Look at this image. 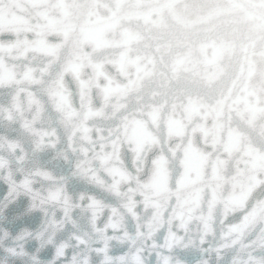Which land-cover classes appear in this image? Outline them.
Wrapping results in <instances>:
<instances>
[{"label": "snow or ice", "instance_id": "snow-or-ice-1", "mask_svg": "<svg viewBox=\"0 0 264 264\" xmlns=\"http://www.w3.org/2000/svg\"><path fill=\"white\" fill-rule=\"evenodd\" d=\"M0 181L2 264H264V0H0Z\"/></svg>", "mask_w": 264, "mask_h": 264}, {"label": "water", "instance_id": "water-1", "mask_svg": "<svg viewBox=\"0 0 264 264\" xmlns=\"http://www.w3.org/2000/svg\"><path fill=\"white\" fill-rule=\"evenodd\" d=\"M6 189H7V185L3 181H0V196L4 194ZM28 202L29 201L27 196L22 195L21 197H19L17 202L12 203L11 205H9V208L6 209V213L8 214L9 219L0 220V223L10 227L13 233H15L21 227L24 226L35 229L41 222L42 212L38 209L32 210L30 212L26 211ZM14 213H19L20 215H18L15 218V220L10 223L9 221ZM37 244H38L37 240L30 239L26 242V247L29 250H34ZM53 252H54L53 246L48 245L44 249H42L39 254L42 258L47 259L51 257ZM2 254H3V249H0V259H2ZM17 264H19V261H17Z\"/></svg>", "mask_w": 264, "mask_h": 264}, {"label": "clouds", "instance_id": "clouds-1", "mask_svg": "<svg viewBox=\"0 0 264 264\" xmlns=\"http://www.w3.org/2000/svg\"><path fill=\"white\" fill-rule=\"evenodd\" d=\"M0 264H2V259H0Z\"/></svg>", "mask_w": 264, "mask_h": 264}]
</instances>
